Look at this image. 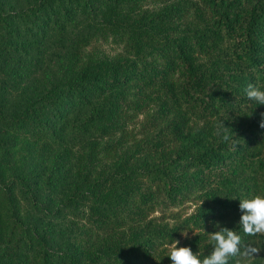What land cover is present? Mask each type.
I'll return each instance as SVG.
<instances>
[{"label":"trees","instance_id":"1","mask_svg":"<svg viewBox=\"0 0 264 264\" xmlns=\"http://www.w3.org/2000/svg\"><path fill=\"white\" fill-rule=\"evenodd\" d=\"M148 1L0 0V264H171L221 227L264 248L238 224L264 193V0ZM90 22L122 56L64 68Z\"/></svg>","mask_w":264,"mask_h":264},{"label":"clouds","instance_id":"2","mask_svg":"<svg viewBox=\"0 0 264 264\" xmlns=\"http://www.w3.org/2000/svg\"><path fill=\"white\" fill-rule=\"evenodd\" d=\"M246 96L249 100L255 101L258 105H264V91L253 84L246 89ZM222 127L225 128L223 125ZM259 127L264 128V112L260 113ZM227 140L228 136L225 135ZM239 226L245 236L264 235V193L256 194L250 198L239 200ZM187 237V232H182ZM212 242L211 252L203 256L194 253L190 247L180 246V241L173 240L169 245L168 257L171 264H229L232 258H236L234 264H245L257 258L264 248L252 244H244L242 236L236 231L226 227L210 233Z\"/></svg>","mask_w":264,"mask_h":264},{"label":"rangeland","instance_id":"3","mask_svg":"<svg viewBox=\"0 0 264 264\" xmlns=\"http://www.w3.org/2000/svg\"><path fill=\"white\" fill-rule=\"evenodd\" d=\"M148 1L144 5L154 7L160 5H167L169 1L176 0H165L166 2ZM155 6V7H156ZM151 7V8H152ZM88 28L82 32V42L76 46L70 41L68 50L65 52L63 67L66 69L71 65L72 62H82L85 59H101V60H113L122 56L121 43L118 41L112 29H109L98 22L84 23ZM78 25L74 28L77 29ZM77 34L78 31H76ZM72 35V33H71ZM81 35V34H80ZM71 56V61L69 60V55ZM95 165L90 167L85 166V170H91ZM190 211V209H187Z\"/></svg>","mask_w":264,"mask_h":264}]
</instances>
